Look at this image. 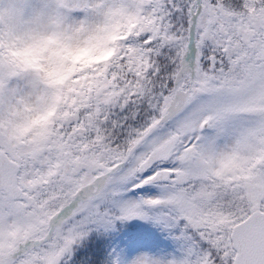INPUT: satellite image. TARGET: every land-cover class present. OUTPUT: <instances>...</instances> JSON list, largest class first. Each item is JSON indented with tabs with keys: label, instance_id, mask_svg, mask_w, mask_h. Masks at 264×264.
<instances>
[{
	"label": "snow or ice",
	"instance_id": "1",
	"mask_svg": "<svg viewBox=\"0 0 264 264\" xmlns=\"http://www.w3.org/2000/svg\"><path fill=\"white\" fill-rule=\"evenodd\" d=\"M0 264H264V0H0Z\"/></svg>",
	"mask_w": 264,
	"mask_h": 264
}]
</instances>
